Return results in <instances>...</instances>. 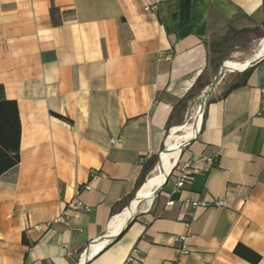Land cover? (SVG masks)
<instances>
[{"label":"crops","instance_id":"obj_1","mask_svg":"<svg viewBox=\"0 0 264 264\" xmlns=\"http://www.w3.org/2000/svg\"><path fill=\"white\" fill-rule=\"evenodd\" d=\"M240 13L235 29L263 20L264 0H0V101L17 104L20 150L0 176V264H252L239 244L264 264V60L206 105L181 154L190 183L171 177L109 242L135 199L118 204L210 69L204 40ZM0 124L14 145L10 108Z\"/></svg>","mask_w":264,"mask_h":264},{"label":"trees","instance_id":"obj_2","mask_svg":"<svg viewBox=\"0 0 264 264\" xmlns=\"http://www.w3.org/2000/svg\"><path fill=\"white\" fill-rule=\"evenodd\" d=\"M56 9H52V15L55 16ZM239 17H245L248 18V16L244 14H238V16L234 17L228 24V32L226 34H211L207 39L204 40L205 45L209 52V59L210 63H214L216 68L219 69L223 63L228 60L231 56V54L235 51V48L237 47L235 44V37L237 38V35H241L243 33H248L251 30L250 29H241L237 30L232 27L233 22L239 18ZM57 24V22H55ZM264 35H261L259 38H263ZM255 67V66H254ZM254 67L250 68L246 72L242 74L234 73L232 80L229 82L228 86L217 96V97H211L207 104L217 101L220 99H223L227 97V95L240 87H243L247 85L248 80L250 76L252 75V72L254 70ZM210 84V83H209ZM204 83V77L201 76L194 87L188 92V94L180 100L178 105L174 109V113L172 114L169 122L168 127L172 125L173 118L175 116V111L177 112L179 108H183V110L187 109L188 103L192 98H195L197 96H200L203 91L206 89V87L209 85ZM2 87H0V90L2 91ZM12 110L13 116H14V127H15V139H14V145H12L7 137L6 134L3 133L2 127L0 124V176L4 174L9 169L17 166L20 162V150H19V144L17 139V128L19 127V118H18V107L16 102H9L5 100L0 101V122L3 118L4 112L9 109ZM205 118V115H204ZM179 123L178 125H182L184 123V119L177 120ZM203 129V127H202ZM158 156L153 155L148 160L144 161L142 172L139 176V179L137 181L135 190L132 195H130L129 198L123 200L118 204V206L127 207L129 203L135 198L137 192L144 188L147 184V179L151 175V173L155 170L157 164H158ZM166 186V185H165ZM164 186V188H165ZM142 187V188H141ZM162 189V191L164 190ZM131 226V225H130ZM129 226V227H130ZM126 232V231H125ZM234 253L243 258L244 260H247L248 262L252 264H258L262 257L257 254L256 252L252 251L251 249L243 246L242 244L237 245V247L234 250Z\"/></svg>","mask_w":264,"mask_h":264},{"label":"rangeland","instance_id":"obj_3","mask_svg":"<svg viewBox=\"0 0 264 264\" xmlns=\"http://www.w3.org/2000/svg\"><path fill=\"white\" fill-rule=\"evenodd\" d=\"M245 28L250 29L251 31L248 33H243L241 35H237V38L235 37V44L237 47L235 48V51L231 54L230 58L228 60H226V61H228L226 64L228 71H223V73L219 76V78L217 80V84L215 86L216 93H214V90H213L210 98L212 96L219 95V93H221L228 86L229 82L233 78L234 72H232V71H242V70H237L238 68H234V67H236L237 65L247 66L249 63L256 60V58L260 55V52L263 50L261 47V41H262V39H264V37L263 38H259V37L261 35H264V19L261 21H257V22L251 21L248 19V21H245L243 23V25L237 27V29H239V30L245 29ZM226 33H229L228 30L224 31V34H226ZM263 53H264V51H263ZM218 70L219 69L216 68L215 64L212 63L209 71L204 76L205 82L213 81ZM202 96H203V93L200 96L192 98L190 100L186 110H183V108L178 109V114H179V116H181V115L183 116L184 123L182 125L176 127V128H173V129H170L169 131H167L165 145H164V147L161 151V154H160L161 165L159 166L157 164L154 172L149 176V178H151L150 184L154 180H157L156 183L154 184V186L152 187V190L154 192V196L152 197V199L147 200L146 195L144 193L142 195L144 197V199L139 200L137 203L136 212H135L136 214H141V213L147 211L149 209V207L154 202H156V199L158 198V196L157 197L155 196L156 191L161 186V184H163L165 181L164 180L160 184L158 183L159 180L162 179L161 174L166 172L174 164V160L176 158L174 156L168 155V151H167L169 139H170L171 147L176 151L178 156L180 154V157L178 159V162L176 163V165L174 166V168L170 172L168 179H170L171 176H173V174L176 172L178 167L181 165V163H180L181 154H182L181 146L183 144H185L186 142L190 141L192 138H194L196 136L195 134H197L199 128H197L196 131L191 132V133L179 131V132L173 134V131L175 129H178L181 126H184L187 124H193L197 120V118L199 116L200 105L202 102ZM206 105H207V103H206ZM158 159H159V157H158ZM138 192H137V194H138ZM137 194H136L135 198L137 197Z\"/></svg>","mask_w":264,"mask_h":264},{"label":"bare ground","instance_id":"obj_4","mask_svg":"<svg viewBox=\"0 0 264 264\" xmlns=\"http://www.w3.org/2000/svg\"><path fill=\"white\" fill-rule=\"evenodd\" d=\"M261 47H262V51L260 52V55L257 57V58H261L262 56H264V53H263V51H264V39H262V41H261ZM256 58V59H257ZM227 62L228 61H226L225 63L227 64ZM250 64L251 63H249L247 66H242V65H237L236 67H234V68H238L237 70H244V69H246L248 66H250ZM226 68H227V66H226ZM201 121H202V115H201V113L199 112V116H198V118H197V120L193 123V124H187V125H184V126H181V127H179L178 129H175L174 131H173V134L174 133H177V132H179V131H183V132H188V133H191V132H194V131H196L197 130V128H200L201 126ZM198 132H199V129H198ZM198 132H197V134H198ZM196 134V135H197ZM171 137V136H170ZM169 137V138H170ZM168 155H171V156H174L176 159L174 160V164H173V166H171L166 172H164V173H162L161 174V177H162V179L161 180H159V184L161 183V182H163L164 180H166V178H167V176L170 174V172L172 171V169L174 168V166L176 165V163L178 162V159H179V157H180V154H179V156L177 155V153H176V151L171 147V145H170V139L168 140ZM168 173V174H167ZM167 174V175H166ZM156 181L157 180H154L151 184H150V181L149 182H147V184H146V187L145 188H142L139 192H138V194H137V197L135 198V200L133 201V203L131 204V206H130V208H129V210H130V212H129V210H127V212H126V214L128 213V215L125 217V219H124V221H122V226L123 225H126V223L128 222V220L130 219V218H132V215H133V213H134V211L136 210V207H137V203H138V201L139 200H141V199H144V197L142 196L144 193H145V195H146V199L147 200H149V199H152V197L154 196V192H153V190H152V187L154 186V184L156 183ZM148 185V186H147ZM124 218V217H123ZM123 218H121V219H119V220H122ZM112 228L113 227H111V230H112ZM124 228V227H123ZM122 228V229H123ZM110 234V233H109ZM102 240H104V239H102Z\"/></svg>","mask_w":264,"mask_h":264},{"label":"water","instance_id":"obj_5","mask_svg":"<svg viewBox=\"0 0 264 264\" xmlns=\"http://www.w3.org/2000/svg\"><path fill=\"white\" fill-rule=\"evenodd\" d=\"M264 60V56H262L261 58H257L256 60L252 61L250 66H248L246 69L242 70V71H232L234 73H238V74H242L244 72H246L247 70H249L250 68L256 66L257 64H259L260 62H262ZM223 71H228L227 68H226V63H223V65L219 68V70L217 71L216 73V76L214 78V80L212 81V83L208 86V88L205 90V92L203 93V96H202V102H201V105H200V109H199V112L201 113V115L203 116V113H204V110H205V107H206V103L207 101L209 100L210 96L212 95V92L217 84V80L219 78V76L223 73ZM230 72V71H229ZM200 132V130H199ZM199 132L198 134L196 135V137L199 135ZM195 137V138H196ZM191 139L190 141L186 142L185 144H183L181 146V152L187 147L189 146L193 141L194 139ZM180 152V153H181ZM159 157V161H158V165L160 166L161 165V160H160V154L158 155ZM169 175L167 176L166 180L164 181V183L158 188V190L156 191V194L155 196H159L162 192V189L164 188V186L168 183L169 179H168ZM132 203V202H131ZM131 206V205H130ZM129 206V208H130ZM128 208V209H129ZM138 216V214H134L132 216V218H130L128 220V222L126 223V225L124 226V228L114 237H112L109 242L110 243H113L114 241L118 240L121 235L129 228V226L133 223V221L135 220V218ZM89 261V258H87L86 261L83 262V264H86L88 263Z\"/></svg>","mask_w":264,"mask_h":264},{"label":"built area","instance_id":"obj_6","mask_svg":"<svg viewBox=\"0 0 264 264\" xmlns=\"http://www.w3.org/2000/svg\"><path fill=\"white\" fill-rule=\"evenodd\" d=\"M147 10H151V7H147ZM119 140H113V143H118ZM193 169L190 164L185 163L181 164L176 172L171 176L173 178V187L175 190H181L184 188L188 183H190L192 174H193ZM169 204H172L169 203ZM77 205H82L80 202H77ZM225 205V201L223 199L219 200H212L210 202H193L192 206L193 207H198V206H204V207H209V206H215V207H221ZM61 219V218H60ZM187 238L185 236H179L177 237L176 241L178 243L182 244V247L180 248V252L182 254H187L189 253V248L185 245Z\"/></svg>","mask_w":264,"mask_h":264}]
</instances>
